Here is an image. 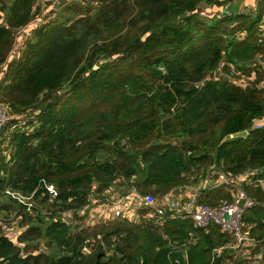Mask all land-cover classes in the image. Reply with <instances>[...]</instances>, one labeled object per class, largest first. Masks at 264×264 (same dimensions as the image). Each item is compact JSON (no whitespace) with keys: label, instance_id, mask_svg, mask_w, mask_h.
<instances>
[{"label":"trees","instance_id":"16d2710c","mask_svg":"<svg viewBox=\"0 0 264 264\" xmlns=\"http://www.w3.org/2000/svg\"><path fill=\"white\" fill-rule=\"evenodd\" d=\"M35 1L0 0V101L15 116L0 141V214L18 210L23 228L6 234L0 224V264H227L232 250L217 249L234 236L215 224L116 217L79 229L73 220L92 195L125 186L163 196L211 164L264 178V127H253L264 116V0L254 13L231 11L234 0H80L90 2L83 16L37 26L9 61ZM211 7L222 16L197 11ZM232 70L246 80L234 82ZM43 178L58 189L53 201ZM244 188L259 202L244 230L262 239L264 189ZM7 189H37L33 212ZM231 198L216 188L200 201Z\"/></svg>","mask_w":264,"mask_h":264},{"label":"built area","instance_id":"2783aa9c","mask_svg":"<svg viewBox=\"0 0 264 264\" xmlns=\"http://www.w3.org/2000/svg\"><path fill=\"white\" fill-rule=\"evenodd\" d=\"M262 29L264 30V22ZM260 63L264 68V53ZM259 86L264 89V78ZM14 117L8 107L0 101V141L2 132ZM253 127L255 129L263 128L264 116L257 118ZM224 172L211 171L207 174L204 185L202 184L193 190L187 186L183 190L175 188V190L159 198L150 193L142 194L136 188H132L126 192L124 191V193H118L115 189H110L104 197L99 198L92 195L91 200L92 202L101 203V209L98 213L105 219L123 217L140 222L142 218H149L157 225H163L171 217L182 216L191 218L194 224L200 228H207L211 224H215L220 227L222 232L232 234L238 245L248 244L251 241V236L244 230V215L256 205V201L248 195L247 190L244 188L245 185L240 184V181H245V176H247L250 183L264 189V178L255 179L254 171ZM40 187L46 189L50 201H53L59 195L56 185L44 178ZM216 188L229 189L232 192V198L222 200L216 205L200 201L206 190ZM36 191L37 189L30 195H26L19 191L7 189L6 193L25 205L28 212H33V198ZM119 196L121 197L119 198ZM142 206L147 207L144 215L139 213V208Z\"/></svg>","mask_w":264,"mask_h":264},{"label":"rangeland","instance_id":"374dc122","mask_svg":"<svg viewBox=\"0 0 264 264\" xmlns=\"http://www.w3.org/2000/svg\"><path fill=\"white\" fill-rule=\"evenodd\" d=\"M78 2L79 7L78 10L70 8L68 9L71 4H77ZM261 0H234L232 3L228 4L231 11H237V12H247V13H254L252 9L257 10L258 6L260 5ZM90 2H84L80 0H36L35 1V13L36 16L34 20L28 24L27 26L21 27L16 31L15 35V47L13 50H11V54L9 56V61L13 59H17L20 55H22V51L24 49L25 44L24 40L26 41L28 38H30L33 35V29L41 26L48 27L49 25H54L61 22H68L69 20H72L76 17L83 16L85 13H78L79 10L88 9ZM227 6V7H228ZM226 7V8H227ZM199 9L198 12H203L202 15L204 16V19H207L210 17V19H213L212 17H220L221 9L218 7H211L208 9ZM223 10V8H222ZM205 13V14H204ZM70 18V19H68ZM263 27V25H262ZM117 56V55H116ZM115 56V57H116ZM262 57V56H261ZM259 58V60L261 59ZM6 64L3 67V71L0 72V80L3 77L4 70L6 69ZM218 71V70H217ZM220 72V71H219ZM236 74V71H231L228 73V77L232 78L234 82L240 81L244 82L246 80L244 75L242 78H235L234 76ZM247 77V76H246ZM249 79L252 81L253 76L251 75ZM31 114H34L33 111H28L26 115L23 116V119L29 121V118ZM29 116V117H28ZM9 142H6L5 145H8ZM211 171L215 172H223V170L217 167L215 164H211L210 166L203 167L201 173L199 176H201L203 173L208 174ZM225 173V172H224ZM198 177L196 180V177L193 178V180L188 184L189 189H196L202 184L204 185V176ZM245 181H240V184L244 185H250V181H248V177L245 176ZM206 179V178H205ZM196 180V182H195ZM246 182V183H245ZM186 186H181L177 189L183 190ZM116 192L120 193L126 190L125 186H120L115 188ZM175 190V189H174ZM121 196H119L120 198ZM158 198L160 196H157ZM256 204H259L257 200ZM93 204V205H92ZM91 204V206L87 207L85 210L80 211L81 215H75L73 222L79 226V229L81 228H90L93 225L97 223H104L110 221L109 219L103 218L101 215H99V210L101 209V203L95 201ZM147 211V207L142 206L139 208V213L144 215ZM84 214V216H82ZM67 219L71 220L72 212H69L67 214ZM21 220V216L19 215L18 210H11V212L8 213H1L0 214V224L2 225L3 231L7 234L15 233L16 231L19 232V230H23L22 227L19 226V222ZM44 226V225H41ZM10 228V229H7ZM246 232V230H245ZM253 241V242H252ZM31 245L34 250V246L38 247V250H44L47 251L48 247L44 240L38 242L32 240ZM16 244H19L18 239L16 238ZM22 246V245H20ZM23 247V246H22ZM229 249L232 250L231 255L232 257L228 258L227 264H264V238L259 239L256 236H251V241L248 244H241L238 245L235 238L233 237L232 240L225 246L220 247L217 249L218 252L220 251H228ZM38 250L36 252H38Z\"/></svg>","mask_w":264,"mask_h":264},{"label":"water","instance_id":"95a60500","mask_svg":"<svg viewBox=\"0 0 264 264\" xmlns=\"http://www.w3.org/2000/svg\"><path fill=\"white\" fill-rule=\"evenodd\" d=\"M248 134V131L247 130H242V131H239V132H235V133H230V134H227L222 142L228 140V139H231V138H234V137H242V136H247Z\"/></svg>","mask_w":264,"mask_h":264},{"label":"crops","instance_id":"0c3cea01","mask_svg":"<svg viewBox=\"0 0 264 264\" xmlns=\"http://www.w3.org/2000/svg\"><path fill=\"white\" fill-rule=\"evenodd\" d=\"M252 11H253V12H255V10H254V9H252Z\"/></svg>","mask_w":264,"mask_h":264}]
</instances>
